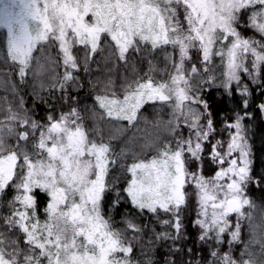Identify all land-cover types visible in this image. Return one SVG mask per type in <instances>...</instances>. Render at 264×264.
Returning <instances> with one entry per match:
<instances>
[{"label": "snow or ice", "instance_id": "obj_1", "mask_svg": "<svg viewBox=\"0 0 264 264\" xmlns=\"http://www.w3.org/2000/svg\"><path fill=\"white\" fill-rule=\"evenodd\" d=\"M0 30L3 75L18 72L38 99L47 88L68 106L57 114L50 103L36 119L20 96L0 119V264H142L134 250L145 239L167 246L162 264H264V196L251 195L264 194V172L253 170L248 121L264 113V0H0ZM98 50L124 62L123 94L108 76L89 109L72 89L91 64L99 67ZM145 56L142 73L133 57ZM149 101L170 118L154 123L139 150L129 146L134 137L117 150L111 141L139 128ZM86 113L94 125H85ZM104 117L128 124L112 127L106 141ZM122 200L137 214L117 227L105 208Z\"/></svg>", "mask_w": 264, "mask_h": 264}, {"label": "trees", "instance_id": "obj_2", "mask_svg": "<svg viewBox=\"0 0 264 264\" xmlns=\"http://www.w3.org/2000/svg\"><path fill=\"white\" fill-rule=\"evenodd\" d=\"M82 46H76L74 50L77 51V54L79 56L83 55V52L78 51L81 49ZM5 49H6V42L4 40V33H0V109H2L4 112L0 111V119L3 118V116L6 113V106L9 102L13 105L14 108L18 107L19 105V97H24V103L25 107L32 109L34 111V115L36 119H42L46 117L49 111L51 109L49 108V104L53 103L55 104V110L58 114L60 111H68L67 104H64L61 106V104L58 101L52 100L48 97V89H44L43 92L40 93L41 96L44 97V99H38L35 92H34V84L31 80L26 85L19 84V75L18 72L13 76L11 72L7 74V76L3 75L4 71V65L2 63L4 55H5ZM53 54L55 55L56 52H58V49H52L51 50ZM139 55V54H137ZM104 56L105 53L98 51L96 56L92 57L93 60L99 62V67L97 66V63L91 64V71L88 74L80 73L82 86L80 88H73L72 94L74 96H79L81 103H86L89 107V109L92 107L93 102L95 101V95L97 92L103 91V80L106 79L108 76H111L114 80L117 90L120 95L123 94L122 89H120V85L122 84L123 75L125 73V67L124 62H118L115 61L114 56L112 59L115 61V66L112 65L113 68L112 71H107L105 68L106 65L104 63ZM149 58L144 57L142 59V62L139 65V60L136 59V57L133 58V63L136 65L138 69L141 70L143 73L145 70H148V61ZM112 61V60H111ZM11 62L9 61V64ZM106 69V70H105ZM63 69L61 68L60 71ZM131 69H129L130 71ZM113 72V73H112ZM112 73V74H111ZM97 78H99L100 82H97ZM8 80V83H5L4 81ZM12 81L17 82V88L14 90ZM4 84V87H3ZM35 87L38 88V85ZM256 87V86H255ZM260 89L256 88L255 94H254V100L256 105H258L260 100ZM7 97V99H5ZM158 104V103H156ZM154 104H146L144 107L140 110V112L143 114L145 119H142L138 116V123L139 128H126L123 129L120 133H118L117 138L112 140V144L116 146L117 150L119 148L123 147L127 141H129L130 138H135L136 143L134 145L130 144V147H137L139 143H141L145 136L154 134V123L157 120H167L169 119V113L170 109L165 108H158L153 106ZM222 107L223 105H219ZM214 107H217L214 105ZM103 110L99 108L98 103L96 104V112L101 113ZM249 121V129H250V135H251V143L253 146V170L256 173L264 172V133L261 132V129L264 127V121L262 117V113L258 110L254 113L252 117L248 118ZM85 125L91 126L96 123L95 118L90 117L86 113L85 117ZM127 121H115L109 119L107 117H104L100 120V127L104 130V138L107 141L109 131L112 127H117L120 125H127ZM12 140H15V137L12 138ZM148 155H151V152L147 153ZM130 160V156H129ZM215 165L206 162L204 166V172L206 175H213ZM113 172L116 173L117 177L120 179V183L123 184V176L121 172H119L117 169H113ZM13 189H7L5 190V198L9 199L12 198L13 195L12 191ZM251 195L254 199L260 200L264 194L260 193L259 191H252ZM190 197V212L189 217L192 218L194 211H195V197L192 195ZM112 198H115V193L112 194ZM105 211L107 214L112 218L113 223L117 227H123V221L127 214L131 213L132 215L137 214V210L135 209V206H133L130 203V200H122L121 204L117 207H112L111 204H108L105 208ZM138 219H142V222L145 224H148L150 222V217L147 215H142L138 217ZM154 224L155 221H152ZM0 224H2V221H0ZM189 232V239L187 241L188 247H195L193 245L192 241L196 238V229L194 226L189 225L188 227ZM150 231H146V236H150ZM144 257H143V256ZM167 255V246H162L161 244L157 243L155 245L149 244L147 239L143 241H138L136 243L135 248V257L139 259L142 264L146 257H151L153 264H162L163 260L166 258ZM176 258L179 260H184L185 255L183 252L177 253ZM199 258V257H197Z\"/></svg>", "mask_w": 264, "mask_h": 264}, {"label": "rangeland", "instance_id": "obj_3", "mask_svg": "<svg viewBox=\"0 0 264 264\" xmlns=\"http://www.w3.org/2000/svg\"><path fill=\"white\" fill-rule=\"evenodd\" d=\"M0 33H3V31L2 30H0ZM77 46V45H76ZM78 46H81V45H78ZM83 47V46H82ZM99 51V50H98ZM106 53H105V56H104V63H105V65H106V69H107V71H112V69L113 68H108V67H112V65H114L115 66V61H116V58H115V61L112 59V57L110 58V59H108L107 61L105 60V57H106ZM154 55L156 56V58L158 59V60H160V61H162L163 60V57L162 56H160L159 55V53L157 52V53H154ZM146 58H150V57H148V56H145ZM134 58V57H133ZM112 60V61H111ZM120 62H123V61H120ZM142 62V60H139V65H140V63ZM160 66L161 67H163V63H161L160 64ZM105 69V70H106ZM144 72H147V70H145ZM113 73V72H112ZM111 73V74H112ZM155 75H156V78L157 79H159V78H162V77H164L165 76V73H163V72H157V73H155ZM122 81H123V79H122ZM123 83V82H122ZM3 87H4V84H3ZM253 87H255V85H253ZM258 89V88H257ZM258 92H260V91H258ZM149 103H151V104H154V102H152V101H149L147 104H149ZM156 103H159V102H155V104ZM146 105V104H145ZM0 111L1 112H4L2 109H0ZM262 116H263V119H264V113H262ZM123 130V129H122ZM121 130V131H122ZM117 135H118V133H117ZM253 168H254V166H253ZM12 192V194H10V195H14V190H12L11 191ZM193 196V197H195V193L193 192V191H191V189H189V196ZM9 199H11V198H9ZM134 206V205H133ZM134 255H135V250H134ZM143 256V255H142ZM144 257V256H143Z\"/></svg>", "mask_w": 264, "mask_h": 264}, {"label": "flooded vegetation", "instance_id": "obj_4", "mask_svg": "<svg viewBox=\"0 0 264 264\" xmlns=\"http://www.w3.org/2000/svg\"><path fill=\"white\" fill-rule=\"evenodd\" d=\"M262 117H263V116H262ZM263 121H264V119H263ZM261 132L264 133V127H263V129H261Z\"/></svg>", "mask_w": 264, "mask_h": 264}]
</instances>
